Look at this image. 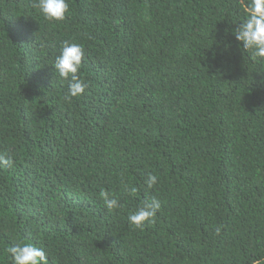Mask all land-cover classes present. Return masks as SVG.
<instances>
[{
    "label": "trees",
    "instance_id": "16d2710c",
    "mask_svg": "<svg viewBox=\"0 0 264 264\" xmlns=\"http://www.w3.org/2000/svg\"><path fill=\"white\" fill-rule=\"evenodd\" d=\"M238 3L69 0L52 23L32 0H0V153L16 161L0 169V264L8 243L28 238L50 264L264 254V63L227 31ZM65 40L84 46L89 84L71 100L51 66ZM101 188L124 206L109 212ZM152 196L156 222L130 226Z\"/></svg>",
    "mask_w": 264,
    "mask_h": 264
},
{
    "label": "clouds",
    "instance_id": "9594fccd",
    "mask_svg": "<svg viewBox=\"0 0 264 264\" xmlns=\"http://www.w3.org/2000/svg\"><path fill=\"white\" fill-rule=\"evenodd\" d=\"M32 7L42 15L44 20L52 23L62 22L67 19L70 12L69 0H32ZM227 30L234 36L237 46L248 54L253 63H264V0H239L237 19ZM85 59L83 45L65 40L61 44L60 52L52 62L55 77L67 81L65 97L68 100L79 98L86 94L89 84L81 75ZM15 154L0 153V169H11L15 166ZM159 182V176L148 173L144 184L147 189H154ZM138 188L135 185H125L124 192L130 197H135ZM98 196L104 207L115 211L124 205L121 199L110 190L101 188ZM162 207L161 201L152 196L145 199L127 215V222L135 229L143 230L146 225L154 224ZM220 227L216 228L219 234ZM4 253L10 264H50V254L44 246L31 238L13 240L6 245ZM251 264H264V254H258Z\"/></svg>",
    "mask_w": 264,
    "mask_h": 264
}]
</instances>
